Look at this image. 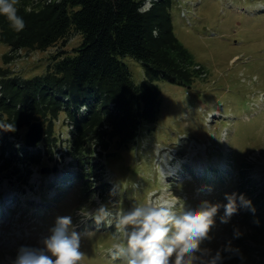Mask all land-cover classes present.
I'll return each instance as SVG.
<instances>
[{
  "label": "rangeland",
  "instance_id": "1",
  "mask_svg": "<svg viewBox=\"0 0 264 264\" xmlns=\"http://www.w3.org/2000/svg\"><path fill=\"white\" fill-rule=\"evenodd\" d=\"M149 4L144 0L142 6ZM170 11L176 35L206 71L190 87L156 80V120L113 155L103 156L102 186L88 191L85 182L67 179L71 157L59 148L68 134L63 113L54 120L51 158L44 155L30 165L25 181L0 169V264H11L20 245L37 246L63 215H72L79 225L83 264H122L108 254L119 236L115 226L80 224L76 215L97 206L93 195L119 211L173 196L191 207L204 199L224 204L225 194L233 192L250 199L255 213L240 210L229 224H220L218 216L211 241L202 247L215 251L231 240L243 259L233 256L224 264H264V0H174ZM80 41L73 32L45 49L22 47L7 61L9 46L0 41V66L32 76ZM123 59L140 81L141 63L129 55ZM26 128L19 137L24 139ZM166 154L171 159L161 165L163 179L157 164ZM42 166L49 171L41 172ZM205 186L213 191H198ZM113 188L115 197L109 196ZM233 227L243 233L239 239H233Z\"/></svg>",
  "mask_w": 264,
  "mask_h": 264
},
{
  "label": "trees",
  "instance_id": "2",
  "mask_svg": "<svg viewBox=\"0 0 264 264\" xmlns=\"http://www.w3.org/2000/svg\"><path fill=\"white\" fill-rule=\"evenodd\" d=\"M149 1L143 7L144 0H19L17 14L25 22L20 32L0 16V41L9 46L5 61L22 47L45 49L73 32L81 35L73 52L57 53L41 73L25 77L0 66V125L15 127L0 130L1 170L25 181L30 165L51 158L54 120L63 113L69 127L59 148L71 156L67 179L85 182L88 191L102 186L104 153L126 146L156 120V80L190 87L206 71L173 29L174 0ZM125 55L141 63L140 81ZM33 120L43 124V136L29 148L19 132Z\"/></svg>",
  "mask_w": 264,
  "mask_h": 264
},
{
  "label": "clouds",
  "instance_id": "3",
  "mask_svg": "<svg viewBox=\"0 0 264 264\" xmlns=\"http://www.w3.org/2000/svg\"><path fill=\"white\" fill-rule=\"evenodd\" d=\"M19 0H0V16L6 18L11 28L20 32L25 22L18 13ZM82 106L81 110H85ZM68 126V124H67ZM0 130L14 132L13 123L0 125ZM69 155V154H68ZM105 156L106 152L104 153ZM171 157H160L158 167L162 178L166 165ZM198 191L210 194L213 189L205 186ZM118 192L113 188L109 196L115 197ZM97 201L94 209L78 211L80 224L89 220L97 226L106 224L115 226L119 236L109 249L113 262L122 264H224L233 256L243 259L239 248L228 240L213 251L202 247L205 241H211L210 233L217 225L229 224L231 218L240 210L255 213L250 199L244 194H225L226 203H212L201 200L197 206H186L180 198L162 197L158 201L149 199L136 204L130 209L113 211L107 203ZM221 208L223 214H220ZM79 225L73 222L72 215L57 216L49 234L42 238L37 246L20 245L11 264H83L86 254L81 250V232ZM243 233L233 227V239H239Z\"/></svg>",
  "mask_w": 264,
  "mask_h": 264
},
{
  "label": "water",
  "instance_id": "4",
  "mask_svg": "<svg viewBox=\"0 0 264 264\" xmlns=\"http://www.w3.org/2000/svg\"><path fill=\"white\" fill-rule=\"evenodd\" d=\"M43 136V124L39 120L31 121L24 133V145L34 147ZM115 151H107L106 155H113ZM41 171H49L48 166H42Z\"/></svg>",
  "mask_w": 264,
  "mask_h": 264
}]
</instances>
